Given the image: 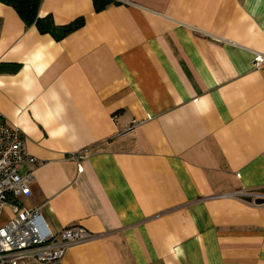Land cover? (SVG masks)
<instances>
[{
  "label": "crops",
  "instance_id": "0c3cea01",
  "mask_svg": "<svg viewBox=\"0 0 264 264\" xmlns=\"http://www.w3.org/2000/svg\"><path fill=\"white\" fill-rule=\"evenodd\" d=\"M111 1L42 0L83 20L60 41L0 3V116L37 162L18 202L97 236L49 264H264V0Z\"/></svg>",
  "mask_w": 264,
  "mask_h": 264
},
{
  "label": "built area",
  "instance_id": "2783aa9c",
  "mask_svg": "<svg viewBox=\"0 0 264 264\" xmlns=\"http://www.w3.org/2000/svg\"><path fill=\"white\" fill-rule=\"evenodd\" d=\"M264 65V56L256 55L254 68ZM134 126L129 127V131ZM82 153L71 156L80 163ZM36 160L23 149L22 135L15 127L6 125L0 116V215L6 206L12 217L0 227V264H23L34 260L40 264L60 262L71 247L91 242L97 236L81 227H70L57 235L44 225L37 210H26L18 202L30 195L32 174L21 175L25 165H35Z\"/></svg>",
  "mask_w": 264,
  "mask_h": 264
},
{
  "label": "trees",
  "instance_id": "16d2710c",
  "mask_svg": "<svg viewBox=\"0 0 264 264\" xmlns=\"http://www.w3.org/2000/svg\"><path fill=\"white\" fill-rule=\"evenodd\" d=\"M42 0H0V3L11 7L23 23L27 26L34 25L40 34H49L54 40L60 41L77 31L83 26V20L78 19L73 23L57 28L50 19L40 20L38 18V10ZM93 8L96 13L105 10L112 4L111 0H92ZM18 67L14 65L0 66V73L15 74Z\"/></svg>",
  "mask_w": 264,
  "mask_h": 264
}]
</instances>
